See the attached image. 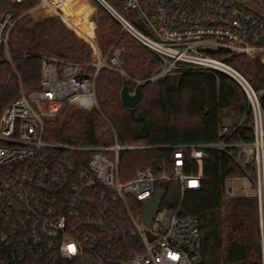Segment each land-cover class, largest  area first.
Returning <instances> with one entry per match:
<instances>
[{
  "label": "built area",
  "instance_id": "2783aa9c",
  "mask_svg": "<svg viewBox=\"0 0 264 264\" xmlns=\"http://www.w3.org/2000/svg\"><path fill=\"white\" fill-rule=\"evenodd\" d=\"M95 1L160 59L150 77L133 80L136 86L188 69L222 72L242 86L249 107L236 121L221 123L217 140L172 145L171 166L140 168L123 179L121 152L153 146L123 144L115 132L108 145L46 139L48 121L66 107L99 109L102 69L131 79L123 51L115 49L107 60L94 48L93 61L87 63L42 55L40 88L23 91L0 117V264H206L199 220L180 215L179 209L186 191L201 188L211 151L240 170L225 177L222 200L257 202L264 264V108L248 79L226 60L227 54L264 60V0ZM66 2L5 0L7 8L0 2V49L7 60L12 62L13 32L31 10H44L75 29L68 23L73 13L66 14ZM29 3L34 4L28 10H18ZM170 181L180 183V205L163 207L164 197L147 227L143 209L156 188ZM133 240L140 249L128 253Z\"/></svg>",
  "mask_w": 264,
  "mask_h": 264
},
{
  "label": "trees",
  "instance_id": "16d2710c",
  "mask_svg": "<svg viewBox=\"0 0 264 264\" xmlns=\"http://www.w3.org/2000/svg\"><path fill=\"white\" fill-rule=\"evenodd\" d=\"M84 1V0H83ZM3 8L9 7L0 0ZM98 3V2H97ZM34 3L18 8L20 12ZM80 5L84 15L72 12ZM115 25L101 24L97 37L102 55L109 60L115 49L123 48L125 69L131 79L145 80L160 66V59L127 33L122 25L98 3ZM70 21L89 31L85 2L68 0L65 4ZM23 16L12 35V63L0 49V117L5 105L22 92L40 88L42 56L45 52L66 60H89L92 50L78 39L58 18L38 21ZM76 29V28H75ZM77 30V29H76ZM78 31V30H77ZM78 33L84 36L80 31ZM124 34L132 38H124ZM85 37V36H84ZM118 47V48H116ZM226 60L240 71L259 94L264 108V60L243 54H227ZM90 73L95 69L89 68ZM124 78L118 72L102 69L97 78V101L100 108L86 110L68 106L57 118L48 121L46 139L69 145H108L114 134L102 114L111 122L123 144L144 143L153 146L146 150L124 151L120 154V174L130 179L137 169L151 167L159 171L161 164L171 166L172 145L212 142L218 139L225 110L240 117L249 107L242 86L222 72L188 69L153 83H143V99L134 108L123 106L121 91ZM197 166L193 172H197ZM204 178L198 190H188L179 209L182 216L197 217L200 224L202 255L206 264H261L259 210L255 199L223 201L222 189L226 176L240 172L233 162L217 151H211L204 162ZM166 196L163 207L177 208L181 202L180 183L163 184ZM126 252L140 249L137 240ZM136 241V242H135Z\"/></svg>",
  "mask_w": 264,
  "mask_h": 264
},
{
  "label": "rangeland",
  "instance_id": "374dc122",
  "mask_svg": "<svg viewBox=\"0 0 264 264\" xmlns=\"http://www.w3.org/2000/svg\"><path fill=\"white\" fill-rule=\"evenodd\" d=\"M82 2H85V4L88 5V7L90 8L88 15H87V23L89 25V31H85L82 30L78 27L77 23H74L73 21H70L68 19V23H70L72 26L74 25V27L80 31L84 36L80 35L78 33V31L74 28H72L71 26H69L68 24L64 23L60 18V19L67 28H69L71 31H73L74 35L82 40L83 42L87 43L89 45V47L92 50L91 53V58L89 60H81V59H73L74 61H80V62H91L93 61V56H94V48H98L100 50V52L102 53V50L100 48L99 42H98V31L99 29L102 27V23L105 25H114L112 20L109 18V16L103 11V9L98 5V3L95 0H79ZM92 6V8H91ZM80 5H74L73 9L76 10H72V12L76 15H78L79 17L84 15L85 11L80 10ZM28 10V9H27ZM26 11V10H25ZM24 12V11H22ZM25 16H28L30 19H32V21L35 23H37L38 21L44 20L46 18H50V17H54L57 18L55 16H53L52 14H47V12H45L44 10H31L29 11ZM34 25H32L31 27L33 28ZM115 26V25H114ZM126 39H130L132 42H134L136 45H138L132 38H130L129 36H127L126 34H124L123 36ZM118 48V47H116ZM121 49L123 51V48H118ZM41 53V56L44 54H48L45 52H39ZM12 57V56H11ZM12 63V62H11ZM13 65V63H12ZM24 91V89H22V92ZM21 92V93H22ZM99 106V105H98ZM100 111V108L98 109ZM101 116L103 117L104 121L106 122L107 126L110 127L111 131L116 133L115 128L113 127V125L111 124V122L102 114L101 112ZM238 114L234 111H229V110H225L223 112V121L224 122H234L238 119ZM140 226L142 229H144V225L140 222Z\"/></svg>",
  "mask_w": 264,
  "mask_h": 264
},
{
  "label": "water",
  "instance_id": "95a60500",
  "mask_svg": "<svg viewBox=\"0 0 264 264\" xmlns=\"http://www.w3.org/2000/svg\"><path fill=\"white\" fill-rule=\"evenodd\" d=\"M142 88L143 84H138L135 88V92L132 94L129 90L128 81L124 80V86L121 91V100L123 106L127 108L136 107L143 99ZM165 195V189L159 186L156 188L153 198L145 205L141 214V219L147 227H150L152 225L154 214L160 207ZM152 238L153 236H150V239Z\"/></svg>",
  "mask_w": 264,
  "mask_h": 264
}]
</instances>
